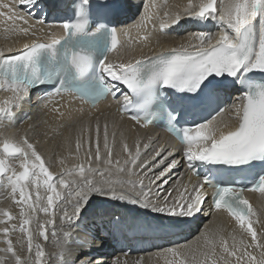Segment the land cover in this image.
<instances>
[{"label":"snow or ice","instance_id":"obj_1","mask_svg":"<svg viewBox=\"0 0 264 264\" xmlns=\"http://www.w3.org/2000/svg\"><path fill=\"white\" fill-rule=\"evenodd\" d=\"M18 4L42 12L40 0H18ZM100 7L110 5L104 3ZM163 7V18H160L154 0L146 6L144 15L133 26L138 34L144 31L139 40H149L151 33L146 29L154 18L159 19L161 32L170 25L180 24L182 17L198 22L215 21L219 31L216 35L195 33L179 47L113 63L109 60V53L130 42V29H121L118 35L115 27L97 21L90 31L91 0H78L75 20L62 24L63 35L50 34L49 42L33 39L15 54L11 48L7 49V54L0 49V91L11 93L0 101V121H14V110L21 108L30 89L39 85L50 84L56 94L67 93L93 105L109 95L113 99L122 98L121 111L129 113L130 119L141 127L151 124L158 112L167 115V130L182 145V158L187 168L196 175H203L202 181L193 184L191 191L183 186L179 195L169 203L172 192L167 191L162 198L160 193L166 191L165 185L173 180V169L180 164L174 153L163 145L152 147L151 137L146 143L138 139L134 149L126 142L122 143L126 158L121 163L119 158L113 159L114 145L109 146L105 126L103 148L106 158H103L99 124L95 135L88 137L85 160L67 167L66 158H59V175L51 171V162L27 136L19 141L5 137L0 142V189L7 190L13 202L21 207L20 224L0 228L7 245L0 249V253H4L0 256V264H5L9 258L14 264H48L43 245L33 241V213L43 212L49 217L43 222L37 220L36 232L45 241L48 226H55L57 209L62 222L78 223L93 196L127 201L154 213L175 217L177 219L171 223L179 225L186 222L180 218L193 217L202 211V205L208 199L206 187L212 188V210L226 212L239 230L250 237V242L243 236L237 239L229 234L230 244L229 238L217 229L201 234L204 251L193 249L186 243L164 248L155 255L164 257L166 264H264V240L258 239V232L249 218L256 213L243 196L246 190L264 194V171L256 174L247 188L220 181L214 183L216 176L212 174L213 168L216 173L221 171L217 166L241 168L257 162L264 164V82L252 78L254 73L264 74V0H187L186 4L176 5L174 12L167 9V0H164ZM0 9H7L6 12L0 11V16L12 22L13 27L6 31L16 32L18 29L24 35L29 34L31 25L21 27L16 22L28 25L34 13L29 12L27 17L23 15L17 10V0L0 2ZM37 23L42 24L43 20L37 19ZM155 27L152 24V28ZM32 35L35 36V32ZM121 36L128 41H122ZM229 83L240 84L245 89L238 98L243 103L232 105L234 119L239 121L234 128L222 120L226 109L221 106V93ZM168 90H172L175 102L168 97ZM177 93L182 95L176 96ZM165 97H168L167 102ZM183 101L194 107L203 106L208 115L189 122L188 112L174 106V103L179 105ZM55 111L59 113L60 109ZM224 128L228 130L224 131ZM66 146L69 155H73L71 144L66 141ZM82 147L81 137L77 136L74 154L77 160ZM12 161L18 162L20 171ZM101 164L105 166L101 167ZM198 167H203L204 172H199ZM133 176L137 179H132ZM41 188L46 193V203ZM126 188L135 195L125 191ZM153 196L156 203L152 201ZM0 216L6 218L0 219V224L15 219L8 210H0ZM17 230L26 238L27 259L18 255L8 238L10 231ZM63 237V245L57 242V247L61 248L58 264H102L87 252H81L73 259L70 248L72 232L64 231ZM169 255L172 260L167 259ZM112 264H128V261L122 262L117 257ZM135 264H143V258Z\"/></svg>","mask_w":264,"mask_h":264},{"label":"bare ground","instance_id":"obj_2","mask_svg":"<svg viewBox=\"0 0 264 264\" xmlns=\"http://www.w3.org/2000/svg\"><path fill=\"white\" fill-rule=\"evenodd\" d=\"M139 3V2H138ZM158 4V3H157ZM161 8L160 4H158V10ZM191 21V20H188ZM214 22L208 21V22H191L188 23L184 26V30L188 28H193L198 29V27H208L213 25ZM210 24V25H209ZM135 24H131V26H134ZM184 25L183 23L178 24L179 27H182ZM177 26V25H176ZM37 27H33V29H36ZM40 29V28H39ZM153 32V31H151ZM43 33V29H40L39 34ZM164 38V37H161ZM1 48V47H0ZM141 49V48H139ZM127 52L131 53L134 50V47H128L125 49ZM10 96L8 92H0V101H2L5 97ZM29 111L28 114L33 115L31 118V121H25L26 125L29 127L27 129V132L24 131V134L27 136V138H32L35 140V145L37 146L38 150L45 156L46 160L51 162V171L54 173H59L61 171V165L57 163V160L61 157L66 158L65 164L67 167H71L74 164L81 163L85 160V147H82L81 152H80V159L77 160L74 157L75 154V143H76V138L77 136L81 137L82 143L87 144L88 141V136L92 134L93 136L95 135V128L97 124H104L107 126V132H108V140L111 138L115 133L116 137L119 136L123 142H126L129 147L134 149V145L136 140H141L142 137L139 134V129L138 126L136 129L132 128V123L128 120L119 118L117 115L114 114H109L105 115L104 117H92V118H86L84 121H80L79 124H77L74 127H69L67 122H65L64 117H60L59 113L53 110H49L47 112L41 111L38 109V106L32 105V106H26L23 108V111ZM6 121L9 125L6 126V124H3L2 127L0 125L1 130H7L8 132L4 131L3 137H0V142L3 141V139L6 136H9L11 138L13 135H15V129L18 128L19 123L13 124L10 123L7 120ZM21 122V121H20ZM63 127V128H61ZM21 132V130H20ZM20 134V133H19ZM15 138V137H13ZM17 138V136H16ZM32 139H29L30 142ZM73 139V140H72ZM18 141V140H17ZM66 141L71 144V152L73 155H69V149L66 146ZM55 147V152L52 154L53 148ZM100 147H101V156L103 158H106V150L103 148V135L100 137ZM118 149V148H117ZM94 150V148H93ZM120 152V153H119ZM81 153H84L81 155ZM55 156V157H54ZM116 158H119L121 160V163L123 160L126 158V153H123L122 149L121 151H118V153L115 156ZM12 163L17 165V171H19L18 167V162L12 161ZM105 165L101 164V167H104ZM113 172L115 171V168L113 167ZM132 179H137L136 176L131 177ZM32 191H35L32 189ZM41 195L45 196V200L43 202H46V193L43 188L40 189ZM105 197H100V196H93L91 201L94 199L102 200ZM12 198L7 194V190L5 189H0V210H8L12 216L15 218L13 219L10 223L19 225L20 224V205H14L12 203ZM157 201H153V203H156ZM25 210L27 211V207L25 206ZM145 212L149 214L152 219L158 220L162 219V214H159L157 217L155 214L150 210V209H145ZM34 215V213L32 214ZM59 210H57L56 213V222L55 226H49V228L56 229L58 226L64 227L63 224L65 222H62L59 219ZM206 216V215H205ZM44 220L49 219L47 215L42 213V216ZM5 217L0 216V219H4ZM58 218V219H57ZM104 219V218H102ZM201 219V218H200ZM200 219L195 220L192 224H198L199 225V231L200 233H209L211 229L215 226V224L220 223L221 225L224 224L225 226L230 227L228 230H222V234L225 237H228L230 239L229 234H233L230 229H236L239 230L236 222L231 221L230 219H225L223 217L220 218H214L212 220H208L207 216L205 217L204 225L203 223H199ZM43 220V221H44ZM60 222V225L58 223ZM258 225L260 227L254 226V228L257 230L258 234L260 232L261 226L264 225V213H261L260 216L258 217ZM10 223L7 224V226L10 225ZM10 225V226H11ZM73 228H75L74 235L72 236V242L70 243V248L73 253V259H75L81 252H87L92 258H94L97 261H101L102 264H112L113 259L119 257L121 261L123 262L124 260L128 261V264H135V261L138 259L143 258V264H166V260L164 257H158L155 255L158 251L168 248V247H174V246H167L165 244L155 246H151L147 248L144 252L136 253L133 255H128L127 253H122V252H117L116 254L109 255L110 253L108 252L107 248H104L103 246H98L101 242L100 240L102 239L101 236H94L88 240V237L85 235V229L83 227L82 222L78 223H73L71 224ZM6 224H0V227H5ZM59 227V228H60ZM11 228V227H10ZM68 228V225H66V228ZM63 229L61 232L63 234L64 231ZM72 228L70 229V231ZM11 233H15L16 236H18L20 239H23L22 233L17 231H10ZM50 232V231H49ZM60 232V231H58ZM240 233H242L239 230ZM52 233V232H51ZM195 235H198L199 232H194ZM73 234V233H72ZM198 235L195 239L191 240L187 244H191L193 249H198L199 251H204L205 248H202L204 244V239L202 235ZM1 235V234H0ZM52 235V234H51ZM237 237V239L241 238L238 234H233ZM49 236V235H48ZM34 237V235H33ZM191 236H187L184 240L190 239ZM199 237V239H197ZM243 237L245 238L246 241L250 242V237H248L246 234H243ZM259 238L261 237L258 236ZM51 238V237H50ZM62 238V237H60ZM5 238L1 237L0 238V249L4 247L6 244ZM53 241V240H52ZM51 241V242H52ZM231 241V239L229 240ZM172 244H186L183 242H177L174 240ZM155 249H160L158 251H154ZM54 252V251H53ZM2 255V253H0ZM26 256V253H25ZM24 256V258H25ZM57 257V256H55ZM172 258L170 255L168 256V260ZM52 259V264H55V261ZM57 261V260H56ZM58 262V261H57ZM57 264V263H56Z\"/></svg>","mask_w":264,"mask_h":264},{"label":"rangeland","instance_id":"obj_3","mask_svg":"<svg viewBox=\"0 0 264 264\" xmlns=\"http://www.w3.org/2000/svg\"><path fill=\"white\" fill-rule=\"evenodd\" d=\"M162 3H161V6H162V9L164 8L163 7V5H164V0H162L161 1ZM187 3V0H167V9L170 11V12H174V11H176V8H175V6L176 5H182V4H186ZM161 9V8H160ZM153 31V30H152ZM21 125V126H20ZM20 128L22 127V124L21 123H19V125H18ZM26 127H28L27 125H26ZM29 128V127H28ZM27 128V129H28ZM20 130H22V129H20ZM25 132H27V131H25ZM89 137V136H88ZM33 138V137H32ZM32 138H29V139H32ZM34 139V138H33ZM31 140V142L32 143H34L35 144V140ZM35 141V142H34ZM116 146H117V143H116ZM84 147L87 149V144H84ZM118 151H121V150H119V148L117 149V153H118ZM55 152V147L53 148V151H52V154ZM120 153V152H119ZM84 153H81V155H83ZM45 157V156H44ZM55 157V156H54ZM46 159V158H45ZM20 171V170H19ZM60 173V172H59ZM59 173L57 172L56 174L57 175H59ZM56 213H57V210H56ZM34 215H35V213H34ZM34 215H33V217H34ZM4 219H6V218H4ZM35 219V218H34ZM34 219H33V222H34ZM58 219V218H57ZM37 220H39L40 222H43V217H40L39 219H37ZM37 220L34 222L35 223V225H33V223H32V231H33V235H34V237H33V241L35 242V243H40V244H42L43 245V247H44V250H45V252H46V257H45V259L47 260V262H48V264H52V257H53V260L55 261V264L57 263L58 264V262L56 261L57 260V257H55V256H57L56 254H55V252H53L54 251V248H52V247H54L53 245H54V243H56V240H59V239H61L60 237H63V234L61 233L62 231H63V227H60V226H58L56 229H50L49 228V226H48V228H47V234L49 235L48 236V239L45 241L42 237H40L39 235H38V233L36 232V227H37ZM10 225H11V223H10ZM10 225L9 226H7V227H10ZM58 225H60V222L58 223ZM72 225H70L67 229H65L66 231H70V229L72 228V230H71V232L72 231H75L74 229L75 228H73V227H71ZM6 227V226H5ZM60 227V228H59ZM0 228H2V227H0ZM35 228V230H33ZM50 231V232H49ZM58 231H60V232H58ZM52 232V233H51ZM53 232H55V235H53ZM73 234H72V236H75L74 235V232H72ZM1 235H0V238L1 237H4V234L3 233H0ZM52 234V235H51ZM22 237H23V239H20L18 236H16V234L15 233H9V235H8V238L9 239H11L12 240V243H13V246H14V248L16 249V251H17V253H18V255H20L23 259H27V257H28V252H27V241H26V238H25V236H24V234L22 235ZM51 237V238H50ZM5 238V237H4ZM258 239H261V240H264V235H261V237L260 238H258ZM53 240V241H52ZM52 241V242H51ZM6 245V244H5ZM6 247H7V245H6ZM60 251H61V248H60ZM25 253H26V256H25ZM1 256H3V253H2V255ZM24 256H25V258H24ZM5 264H14V260L13 259H11V258H9V259H7L6 260V262H5Z\"/></svg>","mask_w":264,"mask_h":264}]
</instances>
